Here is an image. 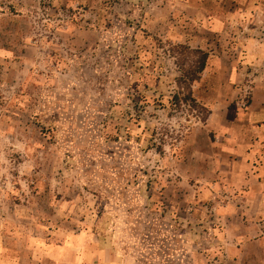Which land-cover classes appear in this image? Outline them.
<instances>
[{
  "label": "rangeland",
  "instance_id": "rangeland-1",
  "mask_svg": "<svg viewBox=\"0 0 264 264\" xmlns=\"http://www.w3.org/2000/svg\"><path fill=\"white\" fill-rule=\"evenodd\" d=\"M225 1L0 0V264H73L80 245L116 264L225 261L202 196L208 74L249 33L224 27ZM181 46L210 56L194 104L174 102L195 62Z\"/></svg>",
  "mask_w": 264,
  "mask_h": 264
},
{
  "label": "crops",
  "instance_id": "crops-1",
  "mask_svg": "<svg viewBox=\"0 0 264 264\" xmlns=\"http://www.w3.org/2000/svg\"><path fill=\"white\" fill-rule=\"evenodd\" d=\"M225 2L224 27L239 25L249 33L238 39L239 62H226L208 74L214 81L207 91L211 109L203 127L214 156L209 167L217 180L214 194L202 196L213 204L219 229L213 234L225 258L221 264H264V0ZM198 164L204 167L203 157ZM93 249L104 251L102 246L80 245L73 264H116L104 252L87 263L86 252Z\"/></svg>",
  "mask_w": 264,
  "mask_h": 264
},
{
  "label": "trees",
  "instance_id": "trees-1",
  "mask_svg": "<svg viewBox=\"0 0 264 264\" xmlns=\"http://www.w3.org/2000/svg\"><path fill=\"white\" fill-rule=\"evenodd\" d=\"M180 49L183 52H189L193 55L195 57V62L191 69L181 70L182 77L177 80V86H185L188 93L184 98L180 97V95L175 96L174 102L176 105H180L181 102L184 104L189 102L194 104L196 101L193 98L191 87L193 84L200 81L201 75L206 71L210 56L202 50H191L189 47L185 46H181Z\"/></svg>",
  "mask_w": 264,
  "mask_h": 264
}]
</instances>
